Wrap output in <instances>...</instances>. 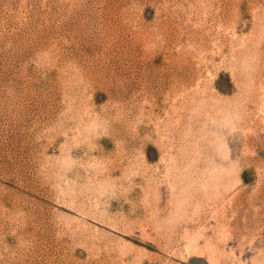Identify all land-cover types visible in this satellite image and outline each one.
I'll list each match as a JSON object with an SVG mask.
<instances>
[{"label": "rangeland", "instance_id": "374dc122", "mask_svg": "<svg viewBox=\"0 0 264 264\" xmlns=\"http://www.w3.org/2000/svg\"><path fill=\"white\" fill-rule=\"evenodd\" d=\"M0 264H264V0H0Z\"/></svg>", "mask_w": 264, "mask_h": 264}]
</instances>
